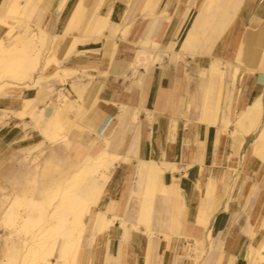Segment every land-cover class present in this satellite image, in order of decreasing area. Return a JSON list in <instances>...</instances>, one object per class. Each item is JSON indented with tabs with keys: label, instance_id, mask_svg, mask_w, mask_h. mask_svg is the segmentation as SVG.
Returning <instances> with one entry per match:
<instances>
[{
	"label": "crops",
	"instance_id": "crops-1",
	"mask_svg": "<svg viewBox=\"0 0 264 264\" xmlns=\"http://www.w3.org/2000/svg\"><path fill=\"white\" fill-rule=\"evenodd\" d=\"M8 1L0 0V9ZM80 1L52 0L49 6L39 4L32 19L50 34H62ZM203 1L155 0L144 13L142 9L147 0H83V7L87 12L85 23H89L95 10L105 13L108 2H112L111 20L118 21L122 30L134 22L135 26L129 33L131 40H140L160 17L155 40L166 41L167 45L179 41L177 49L180 50L186 33L199 16ZM163 13L167 16L161 17ZM238 26L234 30L237 47L249 34L258 39L253 47L260 51L264 43V0H246ZM9 28L0 22V40ZM84 33L79 30L70 33L66 45L57 52L61 64L52 63L42 75L54 74L63 67L99 71L107 68V39L98 46L101 48L98 53L76 51L66 56L73 34ZM121 37L122 31L117 36L121 42L116 55L119 62L116 72L112 71L108 76L97 73L93 78L70 79L65 83L57 78L50 80L54 88H63L68 104L74 100L83 104L87 117L112 115L113 124L103 133L115 142L112 151L125 156L129 154L131 141L135 137L139 140L137 153L130 154L127 161L118 162L94 208L96 212L118 219L110 229L96 231L91 215L87 213L83 233H88V238L90 233H98L91 243L85 241L79 264H193L189 257L180 259L179 256L196 238L204 241L207 250L200 264H252L249 258L251 245L257 248L264 241V160L253 152L260 127L256 133L247 134L239 147L234 141L232 129L220 131L221 123L219 127L207 125L192 117L189 105L199 96L201 88L198 64L192 60L193 78L183 84L176 69L162 67L160 63L154 65L151 71L141 66L129 76L126 63L134 57L136 48ZM237 47L231 51L221 49V54L235 55ZM179 65L183 68L186 63ZM249 68L256 67L249 65L243 69L247 73V91L252 92L259 73L253 71L254 74H251ZM233 73L234 68H228V82L232 81ZM218 87L219 81L214 86L212 107L217 99ZM11 94L6 99H0V111L3 108L21 109L24 98L34 97L37 90L16 87ZM49 95V92H44L37 104L39 109L50 102L47 99ZM236 100L234 95L231 101H224L225 111H220L219 120L226 115L231 124L237 121L240 112ZM246 100L250 103L252 98L247 96ZM228 104L230 111L226 108ZM173 120L178 121L175 132H171ZM95 137V132L84 131L77 140L81 145L78 152L101 151L105 147L103 139L90 146ZM40 138V131L31 125L28 115H10L4 123L0 121V152L17 151L19 147L30 145ZM200 141L206 143L203 161L193 159L198 154L196 146ZM162 157L178 166V170L165 173L166 183L172 184L177 193L166 205L158 196L151 220L146 223L141 220V161ZM209 233L213 235L212 243L208 239Z\"/></svg>",
	"mask_w": 264,
	"mask_h": 264
},
{
	"label": "bare ground",
	"instance_id": "bare-ground-1",
	"mask_svg": "<svg viewBox=\"0 0 264 264\" xmlns=\"http://www.w3.org/2000/svg\"><path fill=\"white\" fill-rule=\"evenodd\" d=\"M51 1L9 0L0 9V22L10 27L0 40V99L10 97L16 87L37 90L34 97L24 98L21 109H1L0 121L4 123L10 115H28L31 125L41 134L39 140L19 147L17 152L6 155V158L5 155L0 157V160L5 159L0 166V177L4 179L0 183V232L5 230L4 239L7 241L5 252H0V264H79L85 241L91 243L98 233L96 231L110 229L118 219L96 212L94 208L118 162L127 161L130 154L137 153L138 137L131 141L129 154L121 156L112 151L115 142L103 135L113 124L112 115L107 114L104 118L87 117L83 104L78 100L68 104L63 88H54L50 81L57 78L65 83L70 79L93 78L97 73L108 76L110 72H116L119 63L116 55L121 42L117 39L118 32L122 31L123 41L136 48L134 57L126 63L129 76L141 66L151 71L161 61L162 67H171L180 73L179 81L183 84L193 78L192 62L189 61L192 58L193 63L199 66L201 77L199 96L189 105L192 117L207 125L219 127L221 123L220 131L232 129L234 141L239 147L243 145L247 134L256 133L260 127L253 152L264 160V43L260 51L255 49L253 43L258 39L248 34L237 47V34L234 32L239 27V15L246 0H204L199 16L186 33L180 50L174 49L177 42L163 45L155 40L160 17L140 40L129 39L135 24L132 22L122 30L118 21L111 20L112 2H108L105 13L97 9L89 23H85L87 12L81 0L65 32L50 34L32 17L39 4L49 6ZM154 1L147 0L143 13ZM162 16L167 14L163 13ZM76 30L85 33L73 34L66 56L76 51L98 53L101 50L98 46L107 39V68L99 71L63 67L54 74L42 75L43 70L52 63L61 64L57 52L68 42V35ZM235 47V55L221 54V49L231 51ZM167 59L169 63H166ZM178 60L186 61V66L182 68ZM249 65L256 67L248 69L251 74H254L253 71L259 73L255 78L256 88L252 92L247 91V73L243 71ZM230 67L234 68V73L232 81L228 82ZM218 81L217 99L212 107V94ZM44 90L52 92L53 98L39 109L37 104ZM234 95L240 113L237 121L231 124L228 116L223 115L221 120L218 117L220 111L225 109L224 101H231ZM247 96L252 98L250 103L246 100ZM226 108L230 111V104ZM72 115L75 117L72 118ZM177 129L178 121L173 120L171 132ZM86 130L96 133V137L90 141L91 147L103 139L105 147L101 151L87 154L78 152L81 145L77 140ZM48 143L52 144L53 149L44 155ZM205 144V141L197 143L198 154L194 160H204ZM162 158L141 161V220L146 223L151 220L158 196L163 198L162 203L166 205L177 193L172 184L166 183L165 173L178 170V166ZM14 163L16 165L12 169ZM88 212L96 228L89 238L86 237L88 233H83ZM212 237V233H209L210 243ZM206 251L204 241L196 238L179 257L182 259L187 256L193 264H200ZM249 258L252 264H264V241L257 248L251 245Z\"/></svg>",
	"mask_w": 264,
	"mask_h": 264
},
{
	"label": "rangeland",
	"instance_id": "rangeland-1",
	"mask_svg": "<svg viewBox=\"0 0 264 264\" xmlns=\"http://www.w3.org/2000/svg\"><path fill=\"white\" fill-rule=\"evenodd\" d=\"M160 42V41H159ZM177 42V44L175 45V47H174V49L175 50H178L177 48L179 47V41H176ZM160 43H162L163 45H167L166 44V41H161ZM168 60V59H167ZM167 60H166V62H167ZM189 61L190 62H192V59H189ZM158 62V61H157ZM161 61H159V63H160ZM178 62L179 63H186V61H184V60H178ZM49 96H48V100H50L51 101V99L53 98V93L52 92H49ZM43 107H45V105L43 106ZM37 108H38V105H37ZM37 140V139H36ZM52 144L51 143H48L45 147H46V151H45V153H44V155L46 154V153H48V152H50L52 149H53V146H51ZM54 145V144H53ZM13 152H17V151H8V152H0V157L1 156H4L5 155V158H6V155H10L11 153H13ZM44 155H42L41 156V159H43L44 158ZM4 161H5V159H2V160H0V166L4 163ZM2 162V163H1ZM15 165H16V163H14V165L11 167L12 169L15 167ZM2 182H4V179H3V177H0V183H2ZM4 237H5V230H1V232H0V252H5V250H6V248H7V241H6V239H4Z\"/></svg>",
	"mask_w": 264,
	"mask_h": 264
}]
</instances>
